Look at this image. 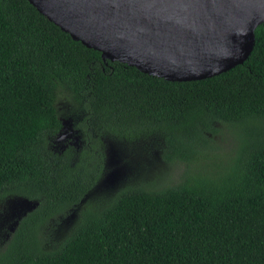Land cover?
<instances>
[{
	"label": "trees",
	"instance_id": "obj_1",
	"mask_svg": "<svg viewBox=\"0 0 264 264\" xmlns=\"http://www.w3.org/2000/svg\"><path fill=\"white\" fill-rule=\"evenodd\" d=\"M63 94L86 134L74 160L54 141ZM224 132L232 140L236 132L231 167L196 171ZM110 136H158L164 160L184 173L161 187L128 184L84 207ZM14 198L35 206L0 264H264V24L243 64L167 82L103 61L27 0H0V203ZM80 205L74 223L54 232L51 222Z\"/></svg>",
	"mask_w": 264,
	"mask_h": 264
},
{
	"label": "water",
	"instance_id": "obj_2",
	"mask_svg": "<svg viewBox=\"0 0 264 264\" xmlns=\"http://www.w3.org/2000/svg\"><path fill=\"white\" fill-rule=\"evenodd\" d=\"M75 42L167 82L208 79L243 64L264 0H27Z\"/></svg>",
	"mask_w": 264,
	"mask_h": 264
},
{
	"label": "rangeland",
	"instance_id": "obj_3",
	"mask_svg": "<svg viewBox=\"0 0 264 264\" xmlns=\"http://www.w3.org/2000/svg\"><path fill=\"white\" fill-rule=\"evenodd\" d=\"M58 100L63 128L54 141L63 150H69L74 160L86 143L84 138L86 134L80 129L81 124L79 123L82 115L77 110V105L66 94L59 95ZM253 125H257L256 120L246 124L242 128V132L245 133V130ZM235 133L233 132V140L227 132L222 135H211L215 150L201 160V166H198L196 171L206 168V171L225 173L232 165L229 162H231L230 157L235 155V143L238 145L237 139L235 140ZM135 139L134 142L129 143L121 140L116 141L112 136L108 139L103 137L102 147L106 169L99 183L87 195L86 201L84 200V207L87 201L99 203L111 196L117 189L128 184H142L154 188L168 183H177L180 180V176L184 173L183 165L169 164L164 160L163 144L160 137H136ZM222 152L226 154L230 152V154L227 158L215 157V154L220 155ZM218 162L222 163L223 166L216 167L215 163ZM227 163L229 164L226 167ZM34 206L35 204L31 201L17 198L7 199L0 203V252L5 250L12 239L20 218ZM82 208L83 205L75 207L69 215L66 214L61 219L57 218L56 222H51L54 232L61 234L66 231L74 223L77 213ZM56 236L53 234V237Z\"/></svg>",
	"mask_w": 264,
	"mask_h": 264
},
{
	"label": "flooded vegetation",
	"instance_id": "obj_4",
	"mask_svg": "<svg viewBox=\"0 0 264 264\" xmlns=\"http://www.w3.org/2000/svg\"><path fill=\"white\" fill-rule=\"evenodd\" d=\"M58 145V144H57ZM59 147V146H58ZM61 148V147H60ZM62 149V148H61ZM77 157V156H76ZM105 169H106V161H105V158H104V160H103V169H102V175H103V173H104V171H105ZM101 179V178H100ZM97 185V184H96ZM95 188V187H94Z\"/></svg>",
	"mask_w": 264,
	"mask_h": 264
}]
</instances>
